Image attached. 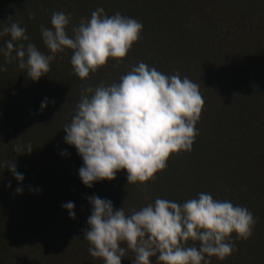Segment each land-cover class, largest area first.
Masks as SVG:
<instances>
[{"label":"rangeland","instance_id":"rangeland-1","mask_svg":"<svg viewBox=\"0 0 264 264\" xmlns=\"http://www.w3.org/2000/svg\"><path fill=\"white\" fill-rule=\"evenodd\" d=\"M3 1L5 4H2ZM151 1L158 7L157 14L167 18L168 26L165 29L173 30L175 24L178 26L181 23L180 28H175L181 36L175 40L163 41L164 35L158 34L154 38L153 33H149L150 30H142L140 40L144 34L147 36L149 33L151 41H155L153 44L150 42L152 47L148 52L149 57L145 58H152L153 55H158V59L163 57L164 62L158 71L166 75L179 73L181 78L187 77L197 83L204 100L195 126L199 134L192 150L170 155L166 169L157 172L153 179L145 183L128 184L126 170H121L117 173V182H97L99 187L93 193L88 192L86 189L89 188L79 177V169L83 166L82 158L75 147L65 143L66 133L63 128L71 122L83 88H95L101 82L106 85L119 82L120 76L140 63L137 56L133 59L134 53L130 50L123 61L110 59L105 66L81 80L77 75L68 73L66 69L69 65H59L60 60L71 59L72 52L66 49L64 53L55 54L50 71L39 81L28 79L25 70L18 67L17 60L5 63L4 57L0 56V65L7 68L6 72L0 73V89L6 88L5 91L10 94H0V163L14 161L17 171L25 177L22 183H18L7 166L4 170L0 167V175L7 182L3 191L7 198L4 196L0 200V264H103L102 259L90 256L89 244L83 239V233L88 228L87 219L91 215V205L87 198L91 196L109 199L113 202L114 209L123 207L128 214L130 209L139 210L154 203L156 198L164 196L167 199L165 193L206 192L215 199L229 200L234 205L252 206L250 211L256 220L255 224L264 233V158L248 164L242 159L236 160L239 146L229 133L231 130L218 125L219 119L217 121L218 114L229 110L228 105L235 100L234 90L229 86L232 75L216 59L210 62V70H206V63L192 50L197 35H194V29L193 32L190 30L197 20L209 19L207 10L203 8L205 0ZM106 2L107 0H0V30L17 22L26 29L30 42L41 52L50 54L43 44L40 30L41 26L51 27L53 12L64 11L70 14L71 23L67 30L71 35V27L79 25L82 19L90 18L98 4L105 6L103 9L107 15H113L117 9L113 10ZM118 2H121V7L132 6L135 0ZM6 7L11 9V13L2 16L1 10L7 11ZM226 7L229 9V6ZM233 15L234 13L231 17ZM30 16L34 18L30 19ZM156 18L157 15L154 14V19ZM149 27L150 25L147 28ZM8 39L9 36L0 38V46ZM158 50H161L162 56ZM55 65H58L61 72L53 79ZM35 86H44V91L41 90L39 96L33 98L30 92L35 90ZM13 95L18 99L17 103ZM45 98L48 105L41 110L40 105ZM223 100L227 101L226 105L220 103ZM19 104H27L29 108ZM17 144L30 145L31 153L16 154L14 147ZM65 151L67 155H62ZM9 183L11 188L8 187ZM17 187L23 188L22 194H15ZM30 188L40 189V192L30 191ZM257 199L260 201L258 205L255 202ZM69 201L75 205L74 219L62 208ZM250 243L251 238L243 240L249 252ZM193 245L198 246V242ZM133 259L134 254L128 252L122 264H131ZM151 259L152 264H157L155 257Z\"/></svg>","mask_w":264,"mask_h":264},{"label":"clouds","instance_id":"clouds-1","mask_svg":"<svg viewBox=\"0 0 264 264\" xmlns=\"http://www.w3.org/2000/svg\"><path fill=\"white\" fill-rule=\"evenodd\" d=\"M70 23V14L56 11L51 27L41 26L42 41L50 53L45 54L29 41L24 27L12 22L0 30V38L10 37L0 46V56L5 63L17 60L28 79L39 81L50 71L55 54L71 50L73 72L84 80L110 59H124L143 30L136 19L119 12L107 15L103 8L73 25L71 35ZM6 71L0 65V73ZM47 105L45 98L40 109ZM203 105L197 83L179 73L166 75L144 62L131 67L119 82L83 88L75 114L63 128L65 143L82 158V183L92 188L94 183L114 180L121 170H126L128 184L153 179L166 169L170 155L192 150ZM31 151L30 145L14 147L18 155ZM61 154L67 155L66 151ZM5 166L18 183L24 181L14 161L0 163L3 170ZM22 193L23 188L15 189V194ZM87 199L91 215L83 239L90 256L102 259L103 264H122L128 252L134 254L131 264H152L153 257L157 264H211L209 258L224 260L236 251L233 234L236 240H247L256 223L246 207L206 192L182 203L156 198L128 214L123 207L114 209L109 199ZM62 208L75 218L73 202ZM188 241L198 246H189Z\"/></svg>","mask_w":264,"mask_h":264},{"label":"trees","instance_id":"trees-1","mask_svg":"<svg viewBox=\"0 0 264 264\" xmlns=\"http://www.w3.org/2000/svg\"><path fill=\"white\" fill-rule=\"evenodd\" d=\"M115 1L107 0L106 3L113 10L117 9L115 10L116 12L141 22L144 31L150 30L148 32L153 33L154 36L152 37L157 38L158 34L164 35L163 41L180 38L181 34L179 35L175 31V28H180L181 23L178 26L175 24L174 26L176 27L173 30L171 28L170 30L165 29L164 27L168 24V20L165 16L157 14L158 11L156 9L158 7L153 1L135 0L132 6L122 5V7L121 2ZM2 4H5L4 1ZM203 4V8L207 10L206 15H209V19L203 21L197 20L194 28L190 30L193 32L194 29L196 31H194V35H197V39H194L196 43L192 40L194 46L192 50H195L200 60L206 63V70H210L211 61L213 62L214 59L220 60L221 66L228 69L227 73L232 75L231 80L229 79V86L233 88L236 95L233 103L228 105L230 109L218 114L217 121L219 119V124H216H221L222 127H228L231 130L229 133L234 137L235 143L239 146L236 160L242 159L247 164L257 162L264 158V152L262 151L264 149V0H205ZM226 6H229V9ZM104 7L103 4H100V6L99 4L96 5V9ZM120 7L125 8L121 9ZM223 8L226 9L224 10ZM5 9L7 11L1 10L2 16L11 13L9 7ZM220 9L224 10V12L220 11ZM115 11L113 12L114 14L116 13ZM229 12L230 15H228ZM232 13L234 15L231 17ZM154 14L157 15L156 19H154ZM149 25L150 27L147 28ZM246 25L248 26L246 27ZM149 33H147V36L144 34L143 39H139L138 43L133 44L130 50L134 53L132 54L133 59L137 56V61L144 62L149 67H154L158 70L161 69L162 62H164L163 57L158 59V55H153L152 58L146 59L149 57V49L155 43L154 40L151 41L152 37H150L151 34L149 36ZM150 42L152 43L151 46ZM160 51L158 50V53L161 55ZM60 64L61 66L62 64L69 65L66 70H68L69 74L75 75L70 61L60 60ZM59 72H61V69L58 68V65H55L52 78H56ZM43 87H34L35 90L33 89L30 92L33 98L39 96L41 90L44 91ZM5 90L6 88L0 89V94L10 95ZM50 92L52 93L53 89ZM26 93L24 92V94ZM13 97L16 99L15 103H17L18 99L14 95ZM220 103L226 105L227 101L223 100ZM1 104L2 99H0ZM19 105L29 108L27 104ZM210 150L212 151V149ZM224 176L226 175L224 174ZM118 177V174H116V178L114 179L116 182L119 179ZM226 177L228 178V176ZM3 179L6 178L0 175V200L4 196H6L5 199L7 198V195L3 192L7 182H4ZM96 187H99L98 183H94L93 187L86 189V191H92L93 193ZM165 197L169 200L182 203L187 199L197 198L198 193L189 191L185 194L184 192L173 191L168 195L165 193ZM255 202L258 205L260 201L257 199ZM246 208L249 210L253 209L252 206ZM250 238L252 241L250 243L251 252L246 250L243 240L235 239L234 234L233 241L236 251L224 260H219L216 257L210 258L211 264H264V233L258 230L256 224ZM194 243L193 241H188L189 246H192Z\"/></svg>","mask_w":264,"mask_h":264}]
</instances>
